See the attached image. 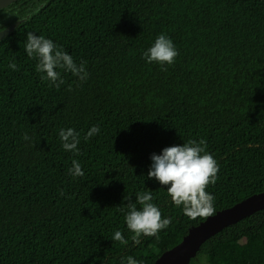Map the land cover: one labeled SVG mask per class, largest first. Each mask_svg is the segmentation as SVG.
<instances>
[{"label":"trees","instance_id":"trees-1","mask_svg":"<svg viewBox=\"0 0 264 264\" xmlns=\"http://www.w3.org/2000/svg\"><path fill=\"white\" fill-rule=\"evenodd\" d=\"M37 2L0 42V264H155L206 220H189L148 179L153 154L189 140L204 139L219 165L206 189L215 214L264 192V0ZM28 32L83 62L87 79L58 69L59 89L41 80ZM160 34L179 53L166 70L143 58ZM68 128L79 155L63 149ZM73 160L82 177L69 173ZM141 192L172 222L137 244L124 217ZM199 258L264 264V210L210 238L191 264Z\"/></svg>","mask_w":264,"mask_h":264},{"label":"clouds","instance_id":"clouds-1","mask_svg":"<svg viewBox=\"0 0 264 264\" xmlns=\"http://www.w3.org/2000/svg\"><path fill=\"white\" fill-rule=\"evenodd\" d=\"M25 51L29 58L38 61L36 72L41 74V80L50 82V87L55 86L59 89L64 83L58 69L71 73L81 81L88 77L83 62L77 65L69 54L44 36L28 32ZM178 54L173 41L165 34H160L154 44L144 52L143 58L148 63L155 62L162 66V70H166L163 66L172 65ZM9 68L13 71L19 70L14 62L9 64ZM99 132V127L93 126L84 136L85 141ZM59 137L65 151L79 155L77 147L80 144L79 132L72 128L61 129ZM24 139H28L27 135ZM151 160L148 179H155L161 186L166 187L172 203L177 208L182 206L183 214L189 220L207 219L215 214V197L206 189L209 185H215L219 165L213 156L207 153L204 139L199 142L189 140L182 146L166 147L161 154H153ZM69 173L73 177L84 175L77 160L72 161ZM152 201L153 196L150 192H141L137 194L134 203L126 205L127 213L124 219L127 229L133 233V241L137 244L140 243L139 237H156L172 222L171 219L162 217L161 211ZM137 205L140 206L139 210ZM112 239L122 245L128 243L120 231H116ZM126 261L127 264H139L132 256H128ZM121 264H124V260H121Z\"/></svg>","mask_w":264,"mask_h":264},{"label":"water","instance_id":"water-1","mask_svg":"<svg viewBox=\"0 0 264 264\" xmlns=\"http://www.w3.org/2000/svg\"><path fill=\"white\" fill-rule=\"evenodd\" d=\"M16 0H0V9L6 8ZM11 26L0 32V42L14 30ZM264 210V192L255 194L235 206L219 211L207 218L198 226L192 228L183 238L182 242L164 252L155 264H191L197 257L201 247L206 241L214 237L225 228L235 225L254 213Z\"/></svg>","mask_w":264,"mask_h":264},{"label":"flooded vegetation","instance_id":"flooded-vegetation-1","mask_svg":"<svg viewBox=\"0 0 264 264\" xmlns=\"http://www.w3.org/2000/svg\"><path fill=\"white\" fill-rule=\"evenodd\" d=\"M37 1L40 2V0H16L6 8L0 9V32L13 25H19L32 12H36L37 8L42 6Z\"/></svg>","mask_w":264,"mask_h":264},{"label":"rangeland","instance_id":"rangeland-1","mask_svg":"<svg viewBox=\"0 0 264 264\" xmlns=\"http://www.w3.org/2000/svg\"><path fill=\"white\" fill-rule=\"evenodd\" d=\"M195 264H207L204 258L197 259Z\"/></svg>","mask_w":264,"mask_h":264}]
</instances>
